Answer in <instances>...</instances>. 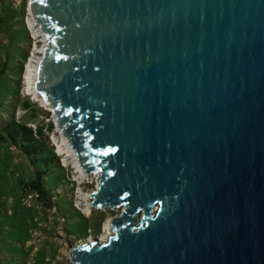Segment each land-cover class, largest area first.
<instances>
[{
  "label": "water",
  "instance_id": "95a60500",
  "mask_svg": "<svg viewBox=\"0 0 264 264\" xmlns=\"http://www.w3.org/2000/svg\"><path fill=\"white\" fill-rule=\"evenodd\" d=\"M34 88L121 207L72 264H264V0H28Z\"/></svg>",
  "mask_w": 264,
  "mask_h": 264
},
{
  "label": "rangeland",
  "instance_id": "374dc122",
  "mask_svg": "<svg viewBox=\"0 0 264 264\" xmlns=\"http://www.w3.org/2000/svg\"><path fill=\"white\" fill-rule=\"evenodd\" d=\"M27 5L28 0H0V70L6 66L0 74V132L9 122L23 124L33 132L41 126L43 135L36 137L54 151L64 181L53 185L46 195L20 189L19 181L28 180L32 166L18 146L0 141V264H72L70 249L85 238H101L103 222L120 213L121 207L93 209L80 200L96 187L97 177L91 173L87 180L78 181L74 169L65 162L66 154L58 151L53 140L58 130L51 113L27 93L26 64L33 51L37 53L35 46L43 48L45 44L40 37L33 39L26 24ZM25 101L33 104L36 118L23 106ZM66 199L71 206H66ZM85 227L88 236L77 234Z\"/></svg>",
  "mask_w": 264,
  "mask_h": 264
},
{
  "label": "trees",
  "instance_id": "16d2710c",
  "mask_svg": "<svg viewBox=\"0 0 264 264\" xmlns=\"http://www.w3.org/2000/svg\"><path fill=\"white\" fill-rule=\"evenodd\" d=\"M1 21V14H0ZM6 66L4 65L3 69L0 70V74L5 71ZM23 106L30 108L32 111V118H36V111L31 108L33 106L29 101H25ZM52 125L49 124L48 130L50 131ZM41 126H38L37 131L33 132L31 128L19 124L16 122L7 123L0 132V141L3 143H8L9 146H18L22 153L27 156L31 167V175H29L28 180H20L18 185L22 190H33L42 195L49 193L50 188L57 184L58 182L64 181V175L62 168L59 166L58 158L55 156L54 151L50 148L45 140L40 139L36 136H42ZM66 206H71V203L68 199ZM62 201V198L58 199L59 202ZM64 210V208L62 207ZM64 213V212H63ZM78 213V212H77ZM80 216L86 221L87 219L80 214ZM87 227H85L81 233L82 236H88L86 233ZM76 232H79L80 229H75ZM73 235V234H72ZM83 238V237H81Z\"/></svg>",
  "mask_w": 264,
  "mask_h": 264
},
{
  "label": "bare ground",
  "instance_id": "6f19581e",
  "mask_svg": "<svg viewBox=\"0 0 264 264\" xmlns=\"http://www.w3.org/2000/svg\"><path fill=\"white\" fill-rule=\"evenodd\" d=\"M26 24L34 36L33 39L40 37L41 41L45 40V38L43 39L44 36H42L43 34L41 35V31L39 30L38 26L33 22L31 15L29 13V10H28L27 18H26ZM35 49H36L37 53H39V54L36 56L34 55L35 53L32 54L31 58L29 59L28 63L26 64L25 71H24V73H25L24 83L28 89L27 93H29L33 98H38L39 101L42 102L39 95L35 91L34 82H35V78H36L37 65H38L39 59L42 55L43 48H37L35 46ZM57 132H58V134H57V136L53 137V140L55 143H57L58 151L60 153L66 154L65 162H68V164H70L71 167L74 169V171L77 175L78 181L81 182V181L87 180L89 177V174L85 173L81 169V167L79 166V164L77 162L76 153L74 152V150L72 149V147L70 146L68 141L61 135V133L59 131H57ZM80 200L83 203H85L86 205L89 204L88 194L82 196L80 198ZM101 231H102V234H101L102 237L99 238L100 240H105V238H107V236H109L111 234L109 220H105L103 222Z\"/></svg>",
  "mask_w": 264,
  "mask_h": 264
},
{
  "label": "built area",
  "instance_id": "2783aa9c",
  "mask_svg": "<svg viewBox=\"0 0 264 264\" xmlns=\"http://www.w3.org/2000/svg\"><path fill=\"white\" fill-rule=\"evenodd\" d=\"M35 54H37L36 52H35V50L33 51Z\"/></svg>",
  "mask_w": 264,
  "mask_h": 264
}]
</instances>
